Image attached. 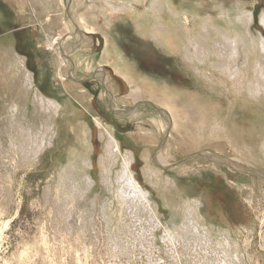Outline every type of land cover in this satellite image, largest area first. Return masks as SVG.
Wrapping results in <instances>:
<instances>
[{
  "label": "rangeland",
  "instance_id": "rangeland-1",
  "mask_svg": "<svg viewBox=\"0 0 264 264\" xmlns=\"http://www.w3.org/2000/svg\"><path fill=\"white\" fill-rule=\"evenodd\" d=\"M152 1L21 14L57 59L51 95L0 30V264H264V0H163L161 18Z\"/></svg>",
  "mask_w": 264,
  "mask_h": 264
},
{
  "label": "crops",
  "instance_id": "crops-1",
  "mask_svg": "<svg viewBox=\"0 0 264 264\" xmlns=\"http://www.w3.org/2000/svg\"><path fill=\"white\" fill-rule=\"evenodd\" d=\"M28 1L31 3L32 0H21L20 4L17 5L14 3H9L11 1L9 0H1L0 2V30H4L6 34L11 35V47L6 53H9L10 58L13 62L17 63L18 66L25 70V73H28L29 71L32 72L31 75L33 74V86L30 85L32 89H35L36 92L38 91L39 93H42L43 95L50 94L51 90L57 89V86L55 84V79H56V70L58 66L57 59L53 57L50 53H48L44 47L43 40L40 36V34L37 32V29L34 28L36 24L34 23H29L26 21H19L21 20V14H24L27 12V10H32L34 15H37V12L43 13H51L56 9H60L61 7L66 9L67 6H70L69 0H50L48 3V6L44 8L42 2L38 0H34V8H31V6L28 4ZM37 2V3H36ZM64 6V7H63ZM5 12V13H4ZM54 13V12H53ZM19 18V19H17ZM8 21V23H7ZM4 22V23H3ZM47 29H51V26H48ZM93 37H78V45L76 43L77 51L82 49V46H88L89 51L92 49L91 47L94 46L93 43ZM2 45L0 44V52H3V48L1 47ZM103 51V50H102ZM75 52V53H76ZM21 56L24 58L23 63L24 66L21 65L20 61L18 60L17 56ZM90 56L88 61L90 60L92 56V50L90 51ZM102 55L104 56V52H102ZM74 59V57H72ZM70 67L74 72L75 80H82V81H91L93 79H97L98 76L96 77H86V70L88 67H85V64L79 65L78 63L76 64L75 61L71 60ZM12 62V63H13ZM90 62V61H89ZM75 63V64H74ZM101 76H103L102 73L99 72ZM26 75V74H25ZM27 78V77H26ZM108 81L107 85V92L109 93V99L111 100L112 104L116 102V95L115 91L116 89L121 87V84L112 81L110 85V79L107 78ZM113 80V79H112ZM92 83L94 81H91ZM97 82V80H95ZM89 85V84H88ZM111 86V89H110ZM45 88H50L46 94ZM67 93L76 100L79 104H84L86 105L87 103L89 104L90 99H88L87 95L85 94H80L77 87L74 85L72 81H69L65 85ZM88 100V101H87ZM138 102V101H137ZM117 103V102H116ZM137 105L133 104L131 107L128 108H123V109H116L112 107V110L116 113L117 110L119 111H125L127 113H132L131 111L132 108H135ZM119 106V105H117ZM135 106V107H134ZM135 142L139 143L138 140L134 139ZM142 141V140H141Z\"/></svg>",
  "mask_w": 264,
  "mask_h": 264
},
{
  "label": "bare ground",
  "instance_id": "bare-ground-1",
  "mask_svg": "<svg viewBox=\"0 0 264 264\" xmlns=\"http://www.w3.org/2000/svg\"><path fill=\"white\" fill-rule=\"evenodd\" d=\"M139 2V1H138ZM146 2V1H145ZM152 4H153V1L151 2ZM146 4V3H145ZM151 4V5H152ZM124 5V4H123ZM128 6H129V4H128ZM128 8V7H127ZM152 8H154L156 11H155V16H158V17H160L161 18V16H160V14H161V12H164L163 11V8H164V4H163V0H157V1H155L154 2V4H153V7ZM5 13V12H4ZM158 13V14H157ZM2 14V12L0 13V15ZM3 15V14H2ZM77 22V23H76ZM163 22V21H162ZM162 22H158L157 23V27L155 28L154 26V28H155V30L156 29H158V31L157 32H161V31H163L164 29H166V27H167V25H166V23H165V25L162 23ZM4 23V22H3ZM7 23H8V21H7ZM81 24V22L78 20V21H74V25L78 28L79 26L81 27L82 26V24ZM169 26V25H168ZM124 28V27H123ZM167 28H169V27H167ZM86 29V28H85ZM5 30V29H4ZM81 30V29H80ZM87 30H89L91 33H93V29H87ZM170 30V29H169ZM167 31V30H166ZM172 33V32H171ZM155 34V33H154ZM168 34V33H167ZM160 35V34H159ZM156 37V36H155ZM157 38V37H156ZM159 38H160V36H159ZM226 38H228V37H226ZM228 40H230V39H228ZM68 43V42H67ZM216 44V43H215ZM68 45V44H67ZM218 45H220V44H218ZM194 46V45H193ZM236 46H237V44H236ZM67 47V46H66ZM71 48V47H70ZM69 48V49H70ZM212 48V47H211ZM215 48H216V46H215ZM218 48V47H217ZM234 48V47H233ZM72 49H74V48H71L70 50H72ZM188 49V48H187ZM210 49V48H209ZM219 49H221V48H219ZM228 49V48H227ZM218 50V49H217ZM204 51H206L205 49H204ZM234 51V50H233ZM72 52V51H71ZM71 52H69V53H71ZM222 52H223V49H222ZM191 53V52H190ZM209 53V52H208ZM212 53V52H211ZM217 53V52H216ZM216 53H215V55H216ZM231 53H233V52H231ZM202 54V53H201ZM218 54V53H217ZM219 54H222V53H219ZM224 54V53H223ZM207 55V54H206ZM16 56H17V54H16ZM21 57V56H20ZM224 57H227V56H224ZM17 58H19V55L17 56ZM21 59H23L24 60V58L23 57H21ZM67 59V58H66ZM65 59V60H66ZM19 60H20V58H19ZM83 61V60H82ZM120 67V66H119ZM121 68V67H120ZM235 68V67H234ZM117 72L116 73H118L119 72V70H121V69H119L118 67H116V69H115ZM104 73H106L105 71H103L102 70V74H104ZM234 73V72H233ZM235 74V73H234ZM28 79H29V81L31 80V74L30 75H28ZM106 78H108V76H107V74H106V76H105ZM148 79V78H147ZM237 81H238V79H237ZM32 84H33V82H32ZM258 89V88H257ZM132 91L133 92H136V93H133V94H135L137 97L138 96H140V93H138L137 92V90L135 89V88H132ZM131 91V92H132ZM38 93V92H37ZM37 97H39V96H37ZM45 97V96H44ZM139 98V97H138ZM40 103L42 104V105H48V104H50V105H53V104H56L55 103V101L54 100H52V99H47V98H42L41 99V101H40ZM49 107V106H48ZM53 109V108H52ZM51 111V110H50ZM95 120H96V122L97 123H99L100 124V121H99V119H98V117H95L94 118ZM106 130V129H105ZM107 135H108V142L106 143L107 144V148H108V153H106L107 152V148L104 150L105 151V153L108 155H112V152L114 151L115 153H117V155L119 154V155H121L122 156V154H121V150H120V147H119V144H118V142H117V140L111 135V133L110 132H108L107 131V133H106ZM114 155V154H113ZM160 155V154H159ZM110 157V156H109ZM123 160H124V162L123 163H125V171H126V174L128 175V177H129V179H130V181H131V183H132V185L131 186H133L134 187V189L137 191V197H138V193L141 195V197H143V198H145L146 199V195H145V192L143 191V188L140 186V184L137 182V180L135 179V177H134V175H133V172H132V170H131V168H130V163L125 159V157H123ZM164 164V163H163ZM129 182V181H128ZM127 185H129V184H127ZM129 185V186H130ZM123 187V186H122ZM127 188V187H126ZM129 188H131V187H128V189H126V191H128L129 190ZM121 189V188H120ZM123 189H125V188H123ZM133 189V188H132ZM122 190V189H121ZM129 191H131V190H129ZM132 191H134V190H132ZM119 192H122V191H120L119 190ZM123 192H125L124 190H123ZM135 192V191H134ZM125 194V193H124ZM124 200V199H123Z\"/></svg>",
  "mask_w": 264,
  "mask_h": 264
}]
</instances>
